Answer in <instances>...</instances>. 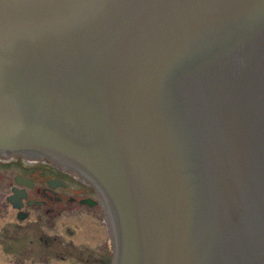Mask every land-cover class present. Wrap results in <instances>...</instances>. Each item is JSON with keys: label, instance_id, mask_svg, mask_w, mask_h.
<instances>
[{"label": "water", "instance_id": "water-1", "mask_svg": "<svg viewBox=\"0 0 264 264\" xmlns=\"http://www.w3.org/2000/svg\"><path fill=\"white\" fill-rule=\"evenodd\" d=\"M0 154L88 181L111 264H264V0H0Z\"/></svg>", "mask_w": 264, "mask_h": 264}, {"label": "flooded vegetation", "instance_id": "flooded-vegetation-1", "mask_svg": "<svg viewBox=\"0 0 264 264\" xmlns=\"http://www.w3.org/2000/svg\"><path fill=\"white\" fill-rule=\"evenodd\" d=\"M9 161L15 162V164L18 162L16 158ZM18 165L21 168V173L19 172L14 176V186L16 176L29 180L31 184L30 187H25L26 198L22 201L21 209L19 211L13 209L16 212V219L18 216H22L23 218L22 220L17 219L20 223H11L15 225L13 230L45 237L43 245L47 249H50L55 242H59L56 243V246H61L62 244L57 234L47 233L42 225H50L47 227L50 230L53 227L55 219L64 213L74 214L83 207H88L89 209L97 208V214H94L93 217L94 219L102 217L101 226L105 227V241L96 250L89 249L86 246L76 248L73 244H70L67 247L71 250H66V252L74 254V261L76 263L110 264L112 259V243L107 229L105 212L95 190L79 176L47 160L42 162L38 160L34 163L21 160V163ZM66 180L73 182L79 187V190L69 186ZM32 217L33 219L29 221ZM23 221H29V226L24 227ZM66 232L70 236L73 235V230L70 228H66ZM66 254L60 252L56 257L64 261Z\"/></svg>", "mask_w": 264, "mask_h": 264}, {"label": "rangeland", "instance_id": "rangeland-1", "mask_svg": "<svg viewBox=\"0 0 264 264\" xmlns=\"http://www.w3.org/2000/svg\"><path fill=\"white\" fill-rule=\"evenodd\" d=\"M9 157L11 158H0V264H84L74 261V254L66 252L71 250L67 246L73 244L76 248L86 246L96 250L105 241L106 232L105 227L101 226L102 217L98 219L93 217L98 209L83 207L74 214L64 213L55 219L50 230L47 228L50 225H42L47 233L58 235L61 246H56L59 242H55L52 248L47 249L43 245L45 237L16 232L13 230L15 225L11 223L20 221L16 219V212L6 198L14 186V176L21 171L18 164L21 160L24 162L29 160L20 156ZM15 158L18 161L16 164L9 161ZM66 183L74 189L79 188L71 181L66 180ZM32 219L33 217L29 221ZM29 221H23V226L28 227ZM66 228L73 230L72 236L67 234ZM60 252L67 253L64 261L56 257Z\"/></svg>", "mask_w": 264, "mask_h": 264}]
</instances>
